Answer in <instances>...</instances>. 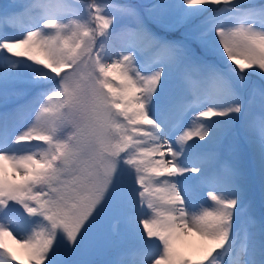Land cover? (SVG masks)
Masks as SVG:
<instances>
[{"label":"snow or ice","instance_id":"1","mask_svg":"<svg viewBox=\"0 0 264 264\" xmlns=\"http://www.w3.org/2000/svg\"><path fill=\"white\" fill-rule=\"evenodd\" d=\"M0 264H264V0L4 5Z\"/></svg>","mask_w":264,"mask_h":264},{"label":"rangeland","instance_id":"2","mask_svg":"<svg viewBox=\"0 0 264 264\" xmlns=\"http://www.w3.org/2000/svg\"><path fill=\"white\" fill-rule=\"evenodd\" d=\"M131 2H132V3H138L137 0H131ZM9 3H11V0H0V10L3 9V6H4V5H7V4H9ZM9 31H11V30H9ZM186 123H190V119H189L188 121H186ZM32 143L35 144V143H38V142L33 141Z\"/></svg>","mask_w":264,"mask_h":264},{"label":"trees","instance_id":"3","mask_svg":"<svg viewBox=\"0 0 264 264\" xmlns=\"http://www.w3.org/2000/svg\"><path fill=\"white\" fill-rule=\"evenodd\" d=\"M138 3L146 2V0H137Z\"/></svg>","mask_w":264,"mask_h":264}]
</instances>
